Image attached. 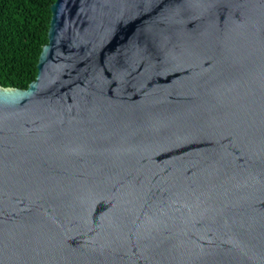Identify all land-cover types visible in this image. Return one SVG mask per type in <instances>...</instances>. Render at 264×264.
Instances as JSON below:
<instances>
[{
  "label": "water",
  "instance_id": "95a60500",
  "mask_svg": "<svg viewBox=\"0 0 264 264\" xmlns=\"http://www.w3.org/2000/svg\"><path fill=\"white\" fill-rule=\"evenodd\" d=\"M0 87V264H264V0H55Z\"/></svg>",
  "mask_w": 264,
  "mask_h": 264
},
{
  "label": "trees",
  "instance_id": "16d2710c",
  "mask_svg": "<svg viewBox=\"0 0 264 264\" xmlns=\"http://www.w3.org/2000/svg\"><path fill=\"white\" fill-rule=\"evenodd\" d=\"M55 0H0V87L25 90L47 44Z\"/></svg>",
  "mask_w": 264,
  "mask_h": 264
}]
</instances>
